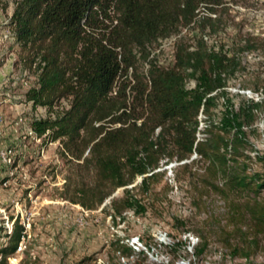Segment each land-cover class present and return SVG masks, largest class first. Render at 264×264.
I'll return each instance as SVG.
<instances>
[{
	"label": "trees",
	"instance_id": "1",
	"mask_svg": "<svg viewBox=\"0 0 264 264\" xmlns=\"http://www.w3.org/2000/svg\"><path fill=\"white\" fill-rule=\"evenodd\" d=\"M11 1L9 23L22 65L37 77L26 100L50 112L61 100L67 104L52 118L32 120L30 129L46 141L58 140L61 154L80 160L90 174L71 201L93 209L136 176H141L138 186H146L160 174L156 169L162 159L163 165L183 161V168L195 160L202 165L200 186L193 185L196 199L210 191L228 205L222 218L208 217L214 227L207 224L195 232V255L204 253L212 238L231 258L248 260L259 252L264 246V171L251 165L264 162V156L250 155L254 146L248 132L261 113L264 118V98L226 106L217 120L211 112L209 93L232 73L233 56L178 41L172 64L152 68L130 98L121 82L114 90L121 74L134 66L135 50L189 25L200 4L220 0ZM259 43L264 48V38ZM109 207L116 214L143 210L128 188L111 198ZM21 230L13 222L0 261L14 252ZM115 250L131 254L122 243Z\"/></svg>",
	"mask_w": 264,
	"mask_h": 264
},
{
	"label": "rangeland",
	"instance_id": "2",
	"mask_svg": "<svg viewBox=\"0 0 264 264\" xmlns=\"http://www.w3.org/2000/svg\"><path fill=\"white\" fill-rule=\"evenodd\" d=\"M12 9L11 0H0V247L13 222L21 226L22 236L0 264H264V246L248 260L229 257L213 238L204 253L193 252L199 241L195 232L207 224L214 227L208 217L222 218L228 211L227 203L210 191L196 199L193 185L200 186L202 165L189 162L194 154L184 161L189 162L184 168L179 165L183 161L163 165L165 159L160 160L156 169L160 174L146 186H138L141 176H136L93 209L71 201L76 186L86 183L90 174L80 160L61 154L58 140L46 141L30 129L32 120L52 118L67 104L61 100L50 112L26 100L25 92L36 86L37 77L33 69L22 65L20 46L9 23ZM261 38L264 0L200 4L189 25L135 50L134 66L121 74L114 90L121 82L119 86L130 98L152 68L172 64L176 42L190 49L201 45L232 55L235 62L232 73L222 75L221 85L209 93L217 120L226 106L235 108L264 98ZM248 138L254 146L250 155L264 156L262 113ZM251 167L264 171V162L254 160ZM123 188L129 189L143 210L112 212L110 199L121 197ZM118 243L129 246L131 254L121 256L115 250Z\"/></svg>",
	"mask_w": 264,
	"mask_h": 264
},
{
	"label": "built area",
	"instance_id": "3",
	"mask_svg": "<svg viewBox=\"0 0 264 264\" xmlns=\"http://www.w3.org/2000/svg\"><path fill=\"white\" fill-rule=\"evenodd\" d=\"M17 250V249H16Z\"/></svg>",
	"mask_w": 264,
	"mask_h": 264
}]
</instances>
